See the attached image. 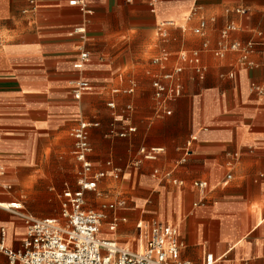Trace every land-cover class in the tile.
<instances>
[{
    "label": "crops",
    "instance_id": "1",
    "mask_svg": "<svg viewBox=\"0 0 264 264\" xmlns=\"http://www.w3.org/2000/svg\"><path fill=\"white\" fill-rule=\"evenodd\" d=\"M76 81L90 87L78 100ZM81 122L93 172L106 173L85 208L123 203L100 239L138 252L135 225L161 223L177 228L182 262L264 264V0H0V205L22 206L0 208L9 249L23 217L59 219L62 193L78 189ZM142 148L163 152L134 165Z\"/></svg>",
    "mask_w": 264,
    "mask_h": 264
},
{
    "label": "built area",
    "instance_id": "2",
    "mask_svg": "<svg viewBox=\"0 0 264 264\" xmlns=\"http://www.w3.org/2000/svg\"><path fill=\"white\" fill-rule=\"evenodd\" d=\"M74 4V2L70 3ZM238 13L240 11H237ZM234 31L233 26H227L221 34L226 39L228 34ZM196 34L200 29L195 30ZM204 47H206L204 45ZM228 49L236 51L239 49L237 43H231ZM222 55V51L214 53ZM88 61V55L81 53L79 61L73 65L74 69H82ZM191 63L196 64L197 54L193 55ZM177 68L174 73H168L163 78L171 81L175 74L180 72ZM89 84L84 81L73 83L72 92L75 99H79L82 92L89 90ZM155 96L160 98L166 88L159 82L153 83ZM169 94L178 96L179 89H170ZM114 108V104H108ZM88 125L81 122L71 132L74 141L73 156L80 165L78 172V189L74 192L64 191L61 195L59 219H34L23 217L25 234L21 246L13 251L6 246V234L0 229V256L7 259L8 264H190L179 259L183 243L178 238V231L175 226L153 223L144 225L138 222L135 225L141 242V250L138 252L120 249L114 242L100 239V231L105 219V211L114 210L123 203L103 205L99 211L85 208V193L96 191L98 182L106 176L103 171L93 172V167L88 157L92 151L88 142ZM128 132H134L130 129ZM114 134V132H110ZM125 137V133L118 135ZM163 152L160 148L140 149L139 158L133 162L138 165L141 161H154ZM186 152V151H185ZM185 159H182L184 162ZM110 166V163H107ZM111 177L119 179L121 172L112 169ZM231 177L228 175L226 180ZM199 188L206 187V183L197 182L194 184ZM10 211H21L20 204H8L5 208ZM264 223V221H263ZM117 222L113 221L109 231L113 232ZM213 258L207 256L205 264H213Z\"/></svg>",
    "mask_w": 264,
    "mask_h": 264
},
{
    "label": "rangeland",
    "instance_id": "3",
    "mask_svg": "<svg viewBox=\"0 0 264 264\" xmlns=\"http://www.w3.org/2000/svg\"><path fill=\"white\" fill-rule=\"evenodd\" d=\"M60 192H61V190H59V191L56 192V193L53 192L52 199H51L50 202H49V205H51V207L53 208V210L56 211V215L53 216V217H56L57 214H58V201H57V199H56V195L60 194ZM54 193H55L56 195H54ZM54 198H55V199H54ZM90 205H94V204L89 202V203L87 204L86 208L89 209V210H92V208L90 207ZM98 207H99V205H98Z\"/></svg>",
    "mask_w": 264,
    "mask_h": 264
},
{
    "label": "bare ground",
    "instance_id": "4",
    "mask_svg": "<svg viewBox=\"0 0 264 264\" xmlns=\"http://www.w3.org/2000/svg\"><path fill=\"white\" fill-rule=\"evenodd\" d=\"M6 207H8V204L0 205V208H2V209H5Z\"/></svg>",
    "mask_w": 264,
    "mask_h": 264
}]
</instances>
